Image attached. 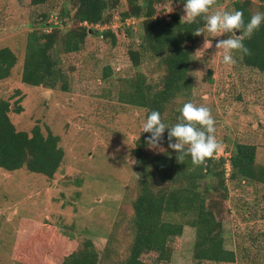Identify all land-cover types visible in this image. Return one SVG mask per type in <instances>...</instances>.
<instances>
[{
  "label": "rangeland",
  "instance_id": "1",
  "mask_svg": "<svg viewBox=\"0 0 264 264\" xmlns=\"http://www.w3.org/2000/svg\"><path fill=\"white\" fill-rule=\"evenodd\" d=\"M64 1L48 0L32 6L29 0H0V48H8L16 57L10 76L0 80V100L8 101L10 108L16 104L21 107L19 114L8 113L16 131L29 133L37 125L44 135L47 129L58 136L63 151L62 161L50 178L24 168L11 172L0 169V264H49L42 256L54 246L62 247L63 256L80 250L84 242L101 263L108 264L126 257L132 237L131 202L138 193L133 150L145 118L142 108L123 103L119 95L129 91L128 81L137 73L146 83L160 87L163 68L151 58L137 67L131 65L127 50L134 49L139 40L140 23L132 18L120 20L129 0H102L103 15L108 19L104 26L111 29L114 44L109 37L89 34L78 53L58 56L67 77V92L21 84L26 34L48 31L40 25L41 16L58 12ZM233 1L217 0L209 14L232 12ZM249 2L253 15L259 1ZM65 8L68 14L58 27L61 34L76 26L71 17L73 7L68 4ZM155 9L161 18L171 13L180 19L185 15L183 5L176 3L157 4ZM53 20L48 22L54 24ZM102 27L87 26L97 32ZM201 30L204 35L191 46L188 95L175 97L165 113L181 109L189 101L209 107L222 145L213 159L227 158L232 143L251 144L255 146V164L264 167V72L244 66L239 56L235 65H225L222 50L214 45L233 34L213 36L206 25ZM205 38L213 43L212 48L203 46ZM166 121V125L176 122L170 116ZM168 151L162 142L157 149L144 146L141 164L150 168L153 157ZM223 168L226 197L221 200L209 191L221 224L223 247L235 253L233 264H264V186L229 182V164ZM205 181L210 184L215 180L207 177ZM168 220L179 218L170 216ZM192 241L193 229L183 226L158 260L153 253L143 254L141 260L196 264L191 260Z\"/></svg>",
  "mask_w": 264,
  "mask_h": 264
},
{
  "label": "trees",
  "instance_id": "2",
  "mask_svg": "<svg viewBox=\"0 0 264 264\" xmlns=\"http://www.w3.org/2000/svg\"><path fill=\"white\" fill-rule=\"evenodd\" d=\"M47 1L29 0V4L40 6ZM258 1V12H264V0ZM164 3L184 6L185 0H129L126 11L120 14V20L132 18L140 23L139 40L134 49L127 50L131 65L137 67L145 58L157 59L163 74L160 76V87L146 83L141 73L135 74V78L128 81L129 91L121 93L119 99L127 105L142 108L145 121L155 110L160 112L164 123H167L166 116L175 120L174 124L168 125L173 126L178 122L180 109H171L170 114L165 112L175 97L188 95L191 82L186 73L191 46L198 39L193 34L205 26V21L198 18L194 23L181 22L176 13H171L167 18L157 17L155 5ZM68 4L73 7L71 17L76 26L61 34L58 27L62 24L63 15L68 14L65 8ZM232 5L233 11L243 12L247 23L252 16L249 0H234ZM51 15L55 24L48 22ZM46 18L48 20L45 22ZM41 19L40 25L47 26L48 31L32 30L26 34L20 83L67 92V77L59 67L58 56L78 53L89 34L109 37L111 45L114 44L109 27L98 32L87 28L88 25L104 26L108 23L103 15V1L65 0L58 12L43 14ZM242 34L243 30L237 32V35ZM243 42L251 54L242 59L239 57L241 63L264 72V24L250 38L245 37ZM15 62L16 57L8 48H0V80L10 76ZM106 76L104 74L103 77ZM15 93L18 95L19 92ZM18 99L15 103L19 102ZM10 111L19 114L21 107L16 104L10 108L8 101L0 100V169L11 172L24 168L29 173L52 177L63 157L58 136L47 129L43 135L37 125L29 133L16 131L8 118ZM167 133L166 129L161 142L168 145ZM150 135L141 131L134 143L138 193L131 202L132 237L127 255L121 261L108 264H155L142 261L141 256L153 253L158 260V255L165 253L167 242L178 236L183 226L193 229L191 260L194 263L233 264L235 253L223 247L221 224L215 217L213 210L216 205L209 199V191L215 192L221 200L226 197L223 178L225 163L229 164L226 177L229 182L264 186V167L254 162L255 146L232 143L227 158H211L200 167L192 165L190 156L185 157L184 163H178L176 152L169 148L168 154L153 157L151 167L146 168L141 163L143 147L147 146L146 139ZM207 177L215 181L209 184L205 181ZM170 216H176L179 220H168ZM48 247L51 249L53 245L48 244ZM53 249L42 256L49 264H103L88 242H84L80 250L66 252L63 256H60L64 251L61 246H54Z\"/></svg>",
  "mask_w": 264,
  "mask_h": 264
},
{
  "label": "clouds",
  "instance_id": "3",
  "mask_svg": "<svg viewBox=\"0 0 264 264\" xmlns=\"http://www.w3.org/2000/svg\"><path fill=\"white\" fill-rule=\"evenodd\" d=\"M216 4L217 0H185V15L181 17V22L194 23L200 18L205 21L206 31L213 36L233 34L226 39L217 40L214 47L222 50V62L225 65H235L236 56L242 59L251 54L243 41L245 37L250 38L264 24V12H256L245 23L244 14L239 10L209 14ZM241 30L243 34L237 35ZM201 34L204 35V32L197 29L193 35ZM203 46L212 48L213 43L205 38ZM166 129L168 147L176 152L178 163H184L185 157L190 156L194 167L204 166L222 146L215 135V119L211 109L205 105H197L191 101L184 103L178 122L173 126H168L162 121L160 112L152 111L142 125V132L151 134L146 139L150 149L159 148Z\"/></svg>",
  "mask_w": 264,
  "mask_h": 264
},
{
  "label": "built area",
  "instance_id": "4",
  "mask_svg": "<svg viewBox=\"0 0 264 264\" xmlns=\"http://www.w3.org/2000/svg\"><path fill=\"white\" fill-rule=\"evenodd\" d=\"M50 18H53V19H54V17H52V16H50ZM50 18H49V19H50ZM53 21L55 22V19H54ZM54 22H53V23H54ZM54 24H55V23H54ZM95 27H97V25H95ZM102 29H105V26H103ZM102 29H101V30H102Z\"/></svg>",
  "mask_w": 264,
  "mask_h": 264
}]
</instances>
